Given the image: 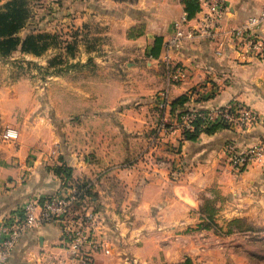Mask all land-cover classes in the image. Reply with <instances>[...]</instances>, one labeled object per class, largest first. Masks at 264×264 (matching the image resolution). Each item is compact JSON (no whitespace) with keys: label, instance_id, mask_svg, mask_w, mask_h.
<instances>
[{"label":"crops","instance_id":"crops-1","mask_svg":"<svg viewBox=\"0 0 264 264\" xmlns=\"http://www.w3.org/2000/svg\"><path fill=\"white\" fill-rule=\"evenodd\" d=\"M36 1L59 8L85 41L68 65L54 69L49 56L43 59L48 73L40 83L16 76L0 57V220L28 199L58 192L63 179L56 169L63 167L70 181L95 185L93 205L103 223L93 264H264V171L256 164L232 170L223 151L229 139L245 147L264 136V61L243 58L228 44L218 56L216 43L196 37L170 52L183 71L171 82L163 46L158 56L151 50L156 37L167 41L187 17L183 0ZM226 2L224 23L231 26L263 6V0ZM198 15L187 18L188 29H196ZM259 33L264 37V24ZM165 90L167 118L171 103L186 95L187 108L242 103L259 122L196 140L178 130L162 133L153 153L169 165L148 167L138 157L155 133ZM6 127L19 130L15 144L2 140ZM59 237L55 224L27 233L9 264H78ZM51 254L56 262H49Z\"/></svg>","mask_w":264,"mask_h":264},{"label":"built area","instance_id":"built-area-1","mask_svg":"<svg viewBox=\"0 0 264 264\" xmlns=\"http://www.w3.org/2000/svg\"><path fill=\"white\" fill-rule=\"evenodd\" d=\"M227 10L226 0H204L195 30L185 26L188 21L186 16L175 25L174 33L163 44L166 54L165 67L171 82L178 81L183 71L170 60V52L196 37L207 38L216 43L218 56L223 55L224 46L228 44L243 58L264 61V37L259 33V28L264 24V3L257 15L249 17L237 26L225 25ZM168 107L169 93L165 90L157 101L159 119L155 133L149 139L147 150L138 157V162L157 170L165 169L169 165L167 160L153 153L162 133L178 130L183 134L185 131H193L198 121L202 123L203 128L219 125L224 129L243 132L252 129L259 122V115L239 102L210 108L186 107L183 114L180 115L179 111H176L171 118L165 116ZM19 136V130L14 127H6L1 134L2 140L11 144H15ZM223 151L232 170L242 171L251 164H256L264 171V136L245 147L229 139ZM128 166L123 164L119 168L125 169ZM62 183L61 189L52 196L28 199L2 217L0 264H9L14 250L27 233L48 224L59 226L60 248L67 251L72 260L78 264L94 263L95 255L102 247L98 232L102 227L103 216L95 208L93 201L85 196V192L92 190L95 185L89 182L80 188L76 182ZM127 222L132 224L133 219L129 217ZM58 258L51 254L48 260L52 263Z\"/></svg>","mask_w":264,"mask_h":264},{"label":"trees","instance_id":"trees-1","mask_svg":"<svg viewBox=\"0 0 264 264\" xmlns=\"http://www.w3.org/2000/svg\"><path fill=\"white\" fill-rule=\"evenodd\" d=\"M116 2H134L135 0H114ZM185 12L188 19H193L200 11L199 0H183ZM30 18V2L29 0H9L0 9V57H11L14 53L20 52L22 54H32L34 56H42L51 47L59 44L58 37L48 33L45 28H33L28 30L24 35H20L22 31L27 28V22ZM38 30V31H37ZM164 44L162 37H156L153 42L151 50L152 56H158ZM74 51V47L67 46L69 54ZM190 101L186 95L181 96L171 103V113L175 114L176 111L181 115L186 110L185 105ZM221 128L219 125H214L208 128H203L202 123L198 121L195 124L193 131H185L183 133L186 140H196L197 137L205 132L212 133ZM56 173L62 176L64 182L70 181V171L68 168H57ZM78 187H85L88 182H76ZM85 196L93 201L95 194L92 190H86ZM181 264H192L190 259H186Z\"/></svg>","mask_w":264,"mask_h":264},{"label":"rangeland","instance_id":"rangeland-1","mask_svg":"<svg viewBox=\"0 0 264 264\" xmlns=\"http://www.w3.org/2000/svg\"><path fill=\"white\" fill-rule=\"evenodd\" d=\"M8 1L9 0H0V9ZM29 2L30 18L27 22V28L22 31L20 35H24L28 30H31L33 28H45L44 31L56 35L58 37L59 44L50 48L52 52L48 54H46L47 52L44 53L43 55L46 54L44 58L42 57L43 55L37 56V58H35L37 60H35L34 62L28 60L25 56H22L17 53L11 55L13 59H11L10 57H5L3 58V60L5 62L12 63V72H16V76H23L24 78L29 76V78H32L40 83L43 78H46L44 76H47L46 74L48 73L46 71L48 65L44 66L43 68L41 66L43 59L49 56V61L47 63L50 64L51 67L54 69L60 67L61 64L68 65L71 55L75 53V49H77L79 45H82L85 39L84 37H80L81 28H77V26H75L73 22L70 21V19L63 20L61 11L59 10V8L55 9V5L52 6L53 9L49 11L47 9V6L49 4L47 3H38L36 0H29ZM68 45L74 47V51H72L71 54L67 52ZM67 68L68 67L66 66V69Z\"/></svg>","mask_w":264,"mask_h":264}]
</instances>
